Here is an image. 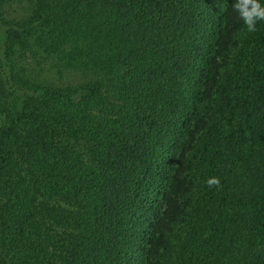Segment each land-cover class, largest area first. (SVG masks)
Masks as SVG:
<instances>
[{
	"label": "trees",
	"instance_id": "obj_1",
	"mask_svg": "<svg viewBox=\"0 0 264 264\" xmlns=\"http://www.w3.org/2000/svg\"><path fill=\"white\" fill-rule=\"evenodd\" d=\"M234 2L0 0V264H264V21Z\"/></svg>",
	"mask_w": 264,
	"mask_h": 264
},
{
	"label": "clouds",
	"instance_id": "obj_2",
	"mask_svg": "<svg viewBox=\"0 0 264 264\" xmlns=\"http://www.w3.org/2000/svg\"><path fill=\"white\" fill-rule=\"evenodd\" d=\"M233 9L239 14V18L248 32H255L257 23L264 21V5L260 0H235ZM208 187L219 188L221 181L219 178H211L207 181Z\"/></svg>",
	"mask_w": 264,
	"mask_h": 264
},
{
	"label": "rangeland",
	"instance_id": "obj_3",
	"mask_svg": "<svg viewBox=\"0 0 264 264\" xmlns=\"http://www.w3.org/2000/svg\"><path fill=\"white\" fill-rule=\"evenodd\" d=\"M6 13L8 14V17H18L21 14V5H12L6 9ZM45 77H49L53 82H60V80H66L68 79V76L66 73H64V76L60 78L57 74H55L53 71H47L45 73Z\"/></svg>",
	"mask_w": 264,
	"mask_h": 264
}]
</instances>
